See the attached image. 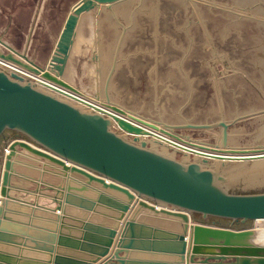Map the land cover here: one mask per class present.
Instances as JSON below:
<instances>
[{
	"label": "water",
	"instance_id": "95a60500",
	"mask_svg": "<svg viewBox=\"0 0 264 264\" xmlns=\"http://www.w3.org/2000/svg\"><path fill=\"white\" fill-rule=\"evenodd\" d=\"M128 1L79 0L64 22L53 60L43 65L28 57V43L18 51L1 37L0 60L74 90L54 75L53 62H65L79 17L103 7L122 27L103 84L106 106L175 134L218 129L215 147L221 150H264V142L230 143L231 127L264 116V109L226 120L220 107L219 120L200 124L178 112L182 123L169 124L112 101L110 84L126 33L113 8ZM215 91L220 102L217 87ZM5 132L14 137L0 153V264H51L52 258L53 264H264V246L254 245L258 232L253 226L264 220V157L195 158L168 149L182 156L177 159L163 150V143L143 137L124 121L0 66V139ZM34 162L41 165L43 176L56 174L61 182H40L38 187L36 179L24 178L19 169L25 164L34 168ZM27 181L37 188L24 191ZM23 209L48 221L35 223L25 216L23 225L17 224L13 214ZM203 248L217 253H202Z\"/></svg>",
	"mask_w": 264,
	"mask_h": 264
},
{
	"label": "rangeland",
	"instance_id": "374dc122",
	"mask_svg": "<svg viewBox=\"0 0 264 264\" xmlns=\"http://www.w3.org/2000/svg\"><path fill=\"white\" fill-rule=\"evenodd\" d=\"M76 1L57 0L53 4L58 7L56 17L46 18L33 27L27 48L31 58L37 55L41 63L53 60L51 51L60 34L61 22L68 6ZM29 3L26 2L21 12L25 14L20 19L24 24L12 27L15 33L6 37L9 44L19 50L30 28L31 10L27 6L33 7ZM113 9L115 18L126 28L120 61L110 84L113 102L169 124L182 123L178 112L187 121L200 124L219 120L221 106L226 120L235 114L264 109V0H130ZM3 28L0 26V32ZM121 32L122 27L105 8L95 7L83 13L65 62H53L57 66L52 70L54 75L82 95L97 94L100 87L103 92ZM3 63L0 60V66ZM45 82L46 88H57L56 84ZM75 103L81 105L78 101ZM124 120L136 127L152 124L129 113ZM180 133L158 131L150 135L179 150L201 154L212 152L220 136L218 129ZM12 134L4 133L0 139L1 150L6 136ZM185 134L192 139H186ZM260 142H264V116L242 121L230 129L232 145ZM172 146H163V150L175 152ZM245 151L229 154L246 155ZM167 152L177 159L182 157Z\"/></svg>",
	"mask_w": 264,
	"mask_h": 264
},
{
	"label": "crops",
	"instance_id": "0c3cea01",
	"mask_svg": "<svg viewBox=\"0 0 264 264\" xmlns=\"http://www.w3.org/2000/svg\"><path fill=\"white\" fill-rule=\"evenodd\" d=\"M78 1L79 0H77L76 2H74V3H72L71 5L68 6L67 13L64 15V18H63V20L61 22L60 32H61V30L63 28L64 22H65V20H66V18L68 16V14L70 13L72 7ZM26 2H30L29 4H32L33 8H29V6H27L28 7L27 9L31 10V15L29 16L30 17L29 18L30 19V21H29L30 28H29V31H28V36L26 38V42H25L22 50L26 47V44L28 43L27 45H29V43L31 41L30 37H31V34H32L33 27L35 25L39 24L40 22H42L46 18H52V17L55 18L56 14H57V11H58L57 10L58 7H56V5H53L55 2H57V0H0V26H4L3 30L0 32V37L2 38L3 41H5L8 44H9V42H8L9 40L6 37L8 35L10 36L11 32L15 33L12 30V27L24 24L22 21H20V19L23 16L25 17V14H22L21 12L25 10L24 6H25ZM26 17H28V15ZM12 47H14V46H12ZM15 49H17L18 51H22V50H19L18 48H15ZM27 53H28V50H27ZM50 54H49V57H50ZM27 55H28V57L30 59H33L39 65H43L44 63L47 62V60L42 62V63L39 62L37 60V55L36 54H34V56L36 55L34 58H31L29 56V54H27ZM49 57H48V59H49ZM13 137H14V134H12L10 136L8 135V136H6L5 141H7L8 139L13 138ZM1 151L2 150L0 149V153H1ZM27 165L28 164H25V165H23V167L24 168L27 167L28 169L27 168L26 169L22 168L24 170H20L21 169L20 168L19 172L21 173V175L23 177L25 176L24 178H26L28 180H30V179L31 180H35L36 179L37 181H39V183L36 181V184L38 185V187H40V185H41L40 182H47V183L53 184V185H56L59 182H61L60 178L56 174H53L55 176H51V177L47 176V175L43 176V173L41 172V167H40L41 165L38 162H36L34 164V166H35L34 168H33V166H29V165L27 166ZM30 168L33 169V170H31ZM28 170L32 171V172H29ZM66 184H67V179H66ZM22 188L24 189V191H26V190L27 191H33L34 189L37 188V186L35 184H29V182L27 181V184L26 183L23 184ZM32 201H34V200H32ZM18 214L19 213H15L14 212L13 217H14V219L17 220V224L19 223L20 225H23V223L25 222V216L26 217H30L31 219H33L35 221V223H38L37 221H44V222L48 221L47 220L48 219L47 216H44L43 214H42L43 216H41V214L40 215L39 214H35L34 211L32 212L29 209H27V210L23 209V212L21 214H19V215ZM56 215H60V212H56ZM33 220H31V221H33ZM19 221H21V223ZM210 221H213V220H210ZM55 223L57 225H59L58 221H56ZM216 223L219 224L220 226H225V227L228 225V222L227 221H223V220H220V221L216 220ZM263 223H264V220H258L256 222H254L253 226L254 225L259 226V225H262ZM34 225H36L37 228H40V227L43 226L42 224L41 225L40 224H34ZM234 226L236 228H238V229L244 228L240 224H234ZM250 226H251V224L249 223L248 227H250ZM44 228H47V227H44ZM254 230H255V228H254ZM24 241L21 240V243L24 242ZM254 245L264 246V243H262L257 237L256 240L254 241ZM52 247L54 249L52 255H55L56 250H57V246H56V244H54V246H52ZM202 253H217V249H208V248H206V249L202 250ZM51 264H53V258H52Z\"/></svg>",
	"mask_w": 264,
	"mask_h": 264
},
{
	"label": "bare ground",
	"instance_id": "6f19581e",
	"mask_svg": "<svg viewBox=\"0 0 264 264\" xmlns=\"http://www.w3.org/2000/svg\"><path fill=\"white\" fill-rule=\"evenodd\" d=\"M252 1V0H251ZM254 3V2H253ZM223 7V6H222ZM221 7V8H222ZM225 8V7H224ZM261 9V8H260ZM114 11V9H113ZM263 10L261 9V12ZM115 13V11H114ZM261 15V14H260ZM239 16V15H238ZM245 16V15H243ZM241 16V17H243ZM98 57H99V54H98ZM4 67L12 70V71H15L17 72L16 69H13V68H10L8 66V64L5 62L3 63ZM99 67V66H98ZM97 68V67H96ZM22 71V72H21ZM21 71L17 72V73H20L21 75H24L25 77H28L30 79H32L33 81H36L37 83H39L40 85H47V82H45V80L43 78H41L40 76L38 75H34L32 73H30V75L28 76L26 71L22 70ZM98 74L100 75L99 77H101V70H98L97 71ZM98 81V79H97ZM100 81V80H99ZM99 84V83H98ZM49 85V84H48ZM47 87V86H46ZM48 89H51V90H55L58 91L60 93V95L64 98H67L68 100L72 101V102H80L81 103V106L83 107H86L88 109H93V110H98V111H101V112H104L105 114L111 116V117H116L117 119H119L120 121H124L125 123H127L124 119H126L127 117V112L125 113V111H122V112H117V111H114L111 107H108L105 105L104 103V95H103V92H102V88L100 87V90L98 88V93L97 94H93V95H90L89 97L88 96H85V95H82L81 93H78V91L76 92L75 90H68V89H65L64 87H61L59 85H57V88L56 87H53V86H50V88ZM60 89H63L65 91H68L69 94H66L65 92H63L62 90ZM62 91V92H61ZM57 92V93H58ZM69 97V98H68ZM221 105V103H219ZM219 105V106H220ZM222 107V106H221ZM129 124V123H127ZM130 125V124H129ZM132 126V125H131ZM153 126V127H152ZM136 129H139V133L143 136V137H146V135H150L151 133H154V132H168V133H173V132H169V131H166L164 129H162L159 125L155 124H148V125H143V126H140V127H136V126H132ZM121 129V128H120ZM126 135H129L128 133ZM217 135V134H216ZM153 140H158L160 141L161 143H163L165 145V147L167 146L168 148L170 146H172L171 144H168L160 139H157L155 137H153L152 135H150ZM261 138V137H260ZM218 140V139H217ZM216 140V142H217ZM172 143H173V140H170ZM170 145V146H168ZM216 145V144H215ZM171 148L174 149V151H181V152H185L187 155L191 154V155H195V158H198V157H207V158H219V159H251V158H259V157H264V150H254V151H245L246 155H243V154H229V151H226V150H221L219 148H215L214 150H212V152H206L203 154H201L200 152H189V151H182V150H179L177 147L175 146H172ZM186 150H188V147H186ZM28 166V165H27ZM22 168H24L22 166ZM27 168V167H26ZM24 168V169H26ZM24 169H20V170H24ZM28 169V168H27ZM31 169V168H30ZM33 170V169H31ZM29 171V170H28ZM29 172H32V171H29ZM28 172V173H29ZM26 173V172H25ZM25 177V176H24ZM30 179V178H29ZM31 180V179H30ZM254 228L255 230L258 232V239L264 243V223L262 225H259V226H256L254 225Z\"/></svg>",
	"mask_w": 264,
	"mask_h": 264
}]
</instances>
